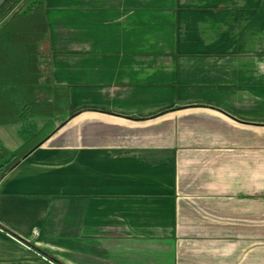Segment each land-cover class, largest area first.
I'll list each match as a JSON object with an SVG mask.
<instances>
[{
	"label": "crops",
	"instance_id": "crops-1",
	"mask_svg": "<svg viewBox=\"0 0 264 264\" xmlns=\"http://www.w3.org/2000/svg\"><path fill=\"white\" fill-rule=\"evenodd\" d=\"M43 3L64 105L0 178V264H264V0Z\"/></svg>",
	"mask_w": 264,
	"mask_h": 264
},
{
	"label": "trees",
	"instance_id": "trees-1",
	"mask_svg": "<svg viewBox=\"0 0 264 264\" xmlns=\"http://www.w3.org/2000/svg\"><path fill=\"white\" fill-rule=\"evenodd\" d=\"M0 121H13L21 143L12 156L2 160L0 178L43 140L56 109L37 98L35 81L29 76L26 60H39L46 50L47 28L43 0H6L0 7ZM27 63V64H28ZM11 83V84H10ZM18 92L25 102L29 118L18 120L10 93Z\"/></svg>",
	"mask_w": 264,
	"mask_h": 264
},
{
	"label": "rangeland",
	"instance_id": "rangeland-1",
	"mask_svg": "<svg viewBox=\"0 0 264 264\" xmlns=\"http://www.w3.org/2000/svg\"><path fill=\"white\" fill-rule=\"evenodd\" d=\"M4 35L0 23V36ZM40 60H31L29 63L26 60L25 65L29 67V76L35 81L37 98L43 102H49L55 106V110L59 109L64 105V98L62 97L61 91L58 88L52 89L47 81V75L41 68ZM28 63V64H27ZM11 84V83H10ZM10 99L14 104V107L18 113V120L23 121L29 118L28 110L21 95L18 92L10 93ZM54 110V112H55ZM53 115V114H52ZM48 128L43 130L41 136L44 137ZM21 143V137L19 136L18 130L13 121H0V156L2 160L12 156L16 151V147Z\"/></svg>",
	"mask_w": 264,
	"mask_h": 264
},
{
	"label": "water",
	"instance_id": "water-1",
	"mask_svg": "<svg viewBox=\"0 0 264 264\" xmlns=\"http://www.w3.org/2000/svg\"><path fill=\"white\" fill-rule=\"evenodd\" d=\"M6 0H0V7L4 4Z\"/></svg>",
	"mask_w": 264,
	"mask_h": 264
},
{
	"label": "built area",
	"instance_id": "built-area-1",
	"mask_svg": "<svg viewBox=\"0 0 264 264\" xmlns=\"http://www.w3.org/2000/svg\"><path fill=\"white\" fill-rule=\"evenodd\" d=\"M35 232H36V231H35ZM35 232H34V233H35Z\"/></svg>",
	"mask_w": 264,
	"mask_h": 264
}]
</instances>
